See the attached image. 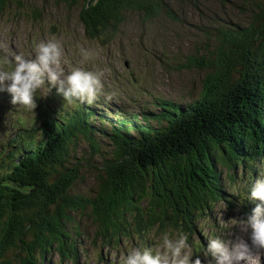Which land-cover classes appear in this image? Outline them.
I'll use <instances>...</instances> for the list:
<instances>
[{"label":"trees","instance_id":"16d2710c","mask_svg":"<svg viewBox=\"0 0 264 264\" xmlns=\"http://www.w3.org/2000/svg\"><path fill=\"white\" fill-rule=\"evenodd\" d=\"M54 1L80 3L85 37L104 45L129 13L144 21L177 19L169 0ZM14 4L23 0H0V15ZM253 8L244 24L200 28L211 49L183 65L204 73L197 98L156 99L155 111L116 108L111 116L99 113L95 100L61 101L60 112L49 108L40 127L0 151V264H44L50 254L77 264L74 213L87 216L94 238L109 247L120 238L142 240L155 228L192 233L219 203L236 211L238 196L223 180L249 185L264 168V2ZM104 138L110 151L95 168L93 196L74 194L81 175L70 148L83 142L99 155Z\"/></svg>","mask_w":264,"mask_h":264},{"label":"rangeland","instance_id":"374dc122","mask_svg":"<svg viewBox=\"0 0 264 264\" xmlns=\"http://www.w3.org/2000/svg\"><path fill=\"white\" fill-rule=\"evenodd\" d=\"M170 1L172 9L177 13L176 21L165 17L144 21L140 14L129 13L125 16L119 33L104 45L99 40L85 37L78 20L80 3L64 7L54 0H23V5L14 4L0 15V56L11 50L25 58H34L36 45L55 37L63 49L62 67L65 73L74 67L103 73V87L97 98L104 104L99 106V112L111 116L118 108L134 111L136 114L147 113L156 110V99L188 103V99L191 101L198 97L204 73L187 70L183 65L188 56L196 52L206 54L211 49V43L203 37L200 28L213 29L224 20L244 24L257 0H230V5H222L221 0H169V3ZM81 50L89 54L87 59ZM53 89L50 91L54 94L51 99L56 101V90ZM47 92V86L38 91L35 96L36 107L31 109L35 112L42 108L38 113L41 121L45 119L46 107L49 106L43 96ZM57 115L60 117L62 112ZM4 117L0 137L12 132L11 115L5 113ZM108 128L109 125L106 124V129ZM104 139L99 155H92L83 142L70 148L73 157L71 161L80 165L81 175L72 186L74 194L93 196L95 168L101 169V157L110 151L105 146L109 143ZM258 173L264 175V168ZM241 180L242 182L238 179L232 182L228 177L223 180L224 186L231 185L229 190L238 196L240 204L234 209L236 211H228L227 204L219 203L210 214L196 223L192 233L185 232L189 237L188 243L193 247V255L200 257L201 264H209L211 259L206 253L207 240L211 236L221 235L222 238L234 239L239 235L246 240L248 238L247 233L242 232L232 220L240 221L243 217L239 213L242 204L245 205L242 209L251 214L259 201L247 200L246 191L243 190L245 187H240L247 184V181L243 182V178ZM251 184L250 182L247 186L250 187ZM236 187L238 194L234 193ZM71 217L74 225L69 227L71 233H75L74 238L81 253L77 264H120L121 253H126L131 247H155L157 241L153 235L154 230L155 235L163 231L155 228L142 240L137 237L120 238L117 244L112 243L106 247L104 242L94 238L95 227L87 216L74 213ZM260 255L261 264H264V250L260 251ZM49 256L50 262H44L45 264H58L55 254Z\"/></svg>","mask_w":264,"mask_h":264},{"label":"clouds","instance_id":"9594fccd","mask_svg":"<svg viewBox=\"0 0 264 264\" xmlns=\"http://www.w3.org/2000/svg\"><path fill=\"white\" fill-rule=\"evenodd\" d=\"M82 51L85 59L89 54ZM63 49L55 38L40 42L35 47L34 58L9 50L0 56V91L11 96L13 105H23L35 109V96L45 89L55 88L63 100L71 104L75 100L91 104L100 93L102 72L74 67L65 73L62 67ZM247 188V200L259 201L246 219L232 220L247 233L234 239L213 235L207 240L206 253L209 264H261L260 251L264 250V175L258 176ZM153 235L157 241L155 247H131L119 256L120 264H201L199 256L193 255L189 237L183 231L171 229Z\"/></svg>","mask_w":264,"mask_h":264},{"label":"bare ground","instance_id":"6f19581e","mask_svg":"<svg viewBox=\"0 0 264 264\" xmlns=\"http://www.w3.org/2000/svg\"><path fill=\"white\" fill-rule=\"evenodd\" d=\"M99 106H100V107H102L103 105H102V104H100ZM0 107H1V106H0ZM11 107H12V104H11V103H9V104H8V108H11Z\"/></svg>","mask_w":264,"mask_h":264}]
</instances>
